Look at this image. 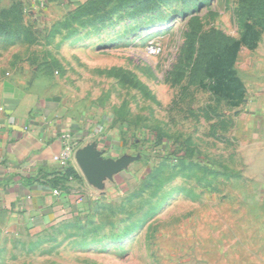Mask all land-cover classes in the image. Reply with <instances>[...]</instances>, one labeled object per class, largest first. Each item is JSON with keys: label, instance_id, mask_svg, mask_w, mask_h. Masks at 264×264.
I'll use <instances>...</instances> for the list:
<instances>
[{"label": "rangeland", "instance_id": "obj_1", "mask_svg": "<svg viewBox=\"0 0 264 264\" xmlns=\"http://www.w3.org/2000/svg\"><path fill=\"white\" fill-rule=\"evenodd\" d=\"M74 3L0 0V75L44 79L120 168L0 264H264L234 136L264 90V0Z\"/></svg>", "mask_w": 264, "mask_h": 264}, {"label": "crops", "instance_id": "obj_2", "mask_svg": "<svg viewBox=\"0 0 264 264\" xmlns=\"http://www.w3.org/2000/svg\"><path fill=\"white\" fill-rule=\"evenodd\" d=\"M74 1L78 6L85 0ZM41 82L44 79L31 82L0 75V240L18 232L37 234L82 206L88 209L97 187L83 174L76 156L90 149L97 161L108 160L116 149L103 128L90 129L61 97L46 94L48 84ZM244 113L235 127L236 153L241 173L260 192L250 204L260 207L264 206V90ZM67 135L73 147L71 180L61 176L53 161ZM256 233L252 238L259 240L256 249L263 255L264 232Z\"/></svg>", "mask_w": 264, "mask_h": 264}, {"label": "water", "instance_id": "obj_3", "mask_svg": "<svg viewBox=\"0 0 264 264\" xmlns=\"http://www.w3.org/2000/svg\"><path fill=\"white\" fill-rule=\"evenodd\" d=\"M76 161L83 174L96 187L100 178H108L120 168V164L112 160L97 161L96 156L90 149L79 152Z\"/></svg>", "mask_w": 264, "mask_h": 264}, {"label": "built area", "instance_id": "obj_4", "mask_svg": "<svg viewBox=\"0 0 264 264\" xmlns=\"http://www.w3.org/2000/svg\"><path fill=\"white\" fill-rule=\"evenodd\" d=\"M158 52V49L155 46H151L149 48V54L150 55H154ZM72 144L69 142V136H66V145L64 146V148L62 149V151L57 154L56 156H54L53 161L56 164L59 173H63L66 169L69 168V161L71 158V154H72ZM70 180L72 179V177H68ZM54 195L58 194L57 190L53 191Z\"/></svg>", "mask_w": 264, "mask_h": 264}, {"label": "trees", "instance_id": "obj_5", "mask_svg": "<svg viewBox=\"0 0 264 264\" xmlns=\"http://www.w3.org/2000/svg\"><path fill=\"white\" fill-rule=\"evenodd\" d=\"M73 171L71 168L66 169L63 173H61V176L64 177L65 179H68V177H73L72 175ZM76 177V175H74Z\"/></svg>", "mask_w": 264, "mask_h": 264}]
</instances>
